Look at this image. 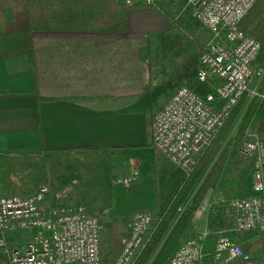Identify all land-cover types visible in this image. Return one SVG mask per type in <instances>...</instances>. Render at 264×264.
Instances as JSON below:
<instances>
[{
    "label": "crops",
    "instance_id": "obj_1",
    "mask_svg": "<svg viewBox=\"0 0 264 264\" xmlns=\"http://www.w3.org/2000/svg\"><path fill=\"white\" fill-rule=\"evenodd\" d=\"M164 11L162 6L128 7V30L119 33L35 31L30 49L0 55V172L5 160L38 156L41 175L35 182L51 189L54 182L60 187L79 183L77 204L101 219L106 209L93 204L94 199L101 200L94 192L110 190L119 175H137L136 183L122 186L127 192L156 184L158 178L162 186L172 181L170 202L185 175L181 178L173 171L169 158L155 155L150 122L172 92L189 83L173 86L175 68L156 60L152 34L172 27L159 15ZM147 14L161 28L144 24ZM183 55L188 70L189 49ZM198 57L197 49L195 71L200 67ZM34 186L14 190L0 174L4 194L26 193ZM251 193L250 188L246 196ZM145 210L132 212L125 221L128 226L133 213ZM121 235L120 248L128 234Z\"/></svg>",
    "mask_w": 264,
    "mask_h": 264
},
{
    "label": "built area",
    "instance_id": "obj_2",
    "mask_svg": "<svg viewBox=\"0 0 264 264\" xmlns=\"http://www.w3.org/2000/svg\"><path fill=\"white\" fill-rule=\"evenodd\" d=\"M166 1L169 0L123 3L127 7L160 9ZM255 1L188 0L194 18L211 36L201 47L200 67L196 71L198 83L209 85V90L200 95L187 85L178 86L155 111L149 129L155 155L169 158L187 175L239 98L243 94L264 98V92L259 91L264 78V65L257 62L260 43L239 27ZM245 136L249 140L241 148L242 153L246 157L256 156L252 193L228 201L234 220L231 231L239 233L264 228V141L254 131H246ZM136 181L137 175L131 173L117 176L114 184L131 185ZM49 194L47 183L38 184L29 194H4L0 187V256L7 259V264H103L105 245L100 234V216L91 214L82 204L53 203ZM196 213L198 217L202 215L201 204ZM153 220L150 211L133 213L129 233L122 239L113 264H132L148 240ZM15 233L27 237L17 241ZM207 235L208 231L202 229L186 238L168 264H204ZM241 256L240 246L227 231L219 232L213 261L226 263Z\"/></svg>",
    "mask_w": 264,
    "mask_h": 264
},
{
    "label": "trees",
    "instance_id": "obj_3",
    "mask_svg": "<svg viewBox=\"0 0 264 264\" xmlns=\"http://www.w3.org/2000/svg\"><path fill=\"white\" fill-rule=\"evenodd\" d=\"M127 8L123 0H0V55L30 49L31 34L35 31L125 32L128 30ZM164 16L182 28L179 20L166 13ZM239 27L260 43L257 62L264 65V0L255 1L239 22ZM196 42L194 39V47L198 44ZM259 91L264 92V78ZM248 130L257 133L264 141V98L243 94L215 138L196 157L191 171L187 176L185 174L169 204L153 220L148 240L132 264H168L191 233L196 210L225 163L227 150L210 166L219 147L226 139L228 145L240 143ZM34 188L29 187L26 194ZM233 225L228 201H210L204 215V227L208 231L204 241V264H213L217 234L221 231H228L230 239L241 248L243 256L235 258V264L264 261V228L239 233L231 231ZM3 261L0 256V264Z\"/></svg>",
    "mask_w": 264,
    "mask_h": 264
},
{
    "label": "rangeland",
    "instance_id": "obj_4",
    "mask_svg": "<svg viewBox=\"0 0 264 264\" xmlns=\"http://www.w3.org/2000/svg\"><path fill=\"white\" fill-rule=\"evenodd\" d=\"M161 6L164 7V13L173 17L174 20H179L182 28L180 29L178 26H175L173 21L163 14H159L165 17V19L169 20L172 24V27L167 28V31L164 33L158 32L152 34L156 60L159 62L165 61L167 65L173 66L175 68L170 81L173 86L183 81L185 83H189L188 85L197 93L204 94L207 92L209 87L207 84H199L196 81V71L194 68L195 63H193V57L197 52V49L200 53L201 47L210 39L211 36L194 18L193 9L189 5L188 0H170L169 2L163 3ZM144 17V24H149L157 29L161 28V24L156 22L152 15L147 14L144 15ZM166 27L167 26H165V28ZM194 39H196V43H198V48L192 45ZM186 49H189L188 70H185L184 67V55L183 58H181V53H185ZM177 69L178 72L176 74L175 71ZM248 131L252 132L250 130ZM227 140L228 139H226L221 144L214 160L210 164V166H212L215 163L217 157L224 150H227L224 161L225 163L222 169L219 171L218 176L214 180L205 200L201 203L202 215L200 217L196 216L197 213L194 215V220L192 223L193 226L189 236L196 234L202 229H205L204 209L210 201H230L233 198L246 196L250 190L251 177L255 169L256 156L246 157L241 151V148H243L245 142L249 140V137L244 136L240 143L232 145H228ZM40 161L41 160L38 156L30 155L28 157L27 154L25 156L20 155L12 160H5V162H2L4 165L1 167V177L14 190L24 186H34L40 184L41 182H35L41 175V173H39L37 170V166L40 164ZM171 166L174 168V172L179 171L181 178L186 174L175 164L171 163ZM161 182L162 180L158 178L156 184H144L137 190H131L130 192H127L121 190L123 187L120 185H115L113 181L112 183L114 185H110V190L105 191L103 194H97L96 191L94 192V194L99 196L101 200L97 201L94 199L92 201L93 204L101 206L103 205L106 209L105 219H101L100 217V234L102 242L105 245L103 252V264L114 263V260L120 250L121 234L124 236L128 234L129 226L125 221L127 218H129L132 212L138 209H148L147 211L152 213L154 219L163 212L161 210H164L165 206L169 202L170 190L173 188V184L172 181H168L165 182L164 186H162ZM79 188H81V185L76 182H70L61 187L57 182H54L53 189L50 188V200L56 204H77V202L80 200V197L77 192H75V190ZM83 190L84 188L82 187L81 191ZM25 237H27V234L24 233H15L14 236L17 241H23ZM3 258V264H7V259L5 257ZM233 260L234 259L226 263L217 264H235ZM251 262L252 261H248L247 264ZM253 262L259 264L264 261ZM213 264L216 263L213 261Z\"/></svg>",
    "mask_w": 264,
    "mask_h": 264
}]
</instances>
